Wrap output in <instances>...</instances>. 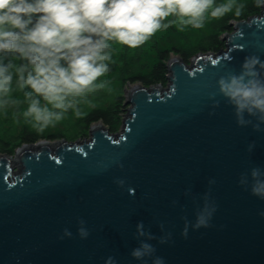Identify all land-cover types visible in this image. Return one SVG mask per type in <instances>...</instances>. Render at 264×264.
<instances>
[{
    "label": "water",
    "instance_id": "1",
    "mask_svg": "<svg viewBox=\"0 0 264 264\" xmlns=\"http://www.w3.org/2000/svg\"><path fill=\"white\" fill-rule=\"evenodd\" d=\"M247 17L231 20L217 53L194 52L187 64L173 49L165 87L140 79L126 88L120 132L103 114L89 139H42L0 154V264H105L109 256L142 264L130 255L141 221L156 237L172 234L166 244L148 241L165 264H264V200L238 183L252 167L264 169V125L238 126L232 106L216 95L214 107L212 98L219 77L239 72L247 55L264 61V6ZM209 189L212 227H189L185 238L181 217L195 223ZM80 219L87 239L77 234ZM65 228L72 236L61 239Z\"/></svg>",
    "mask_w": 264,
    "mask_h": 264
},
{
    "label": "clouds",
    "instance_id": "2",
    "mask_svg": "<svg viewBox=\"0 0 264 264\" xmlns=\"http://www.w3.org/2000/svg\"><path fill=\"white\" fill-rule=\"evenodd\" d=\"M254 4L264 6V0H254ZM245 8L241 0H0V111L22 116L27 125L42 134L69 112L79 115L81 98L105 86L106 82L97 81L111 70L113 43L138 48L162 27L178 24L199 29L204 27L206 16L215 20L228 14L239 17ZM168 17L174 19L169 21ZM216 83L213 106L220 103L216 95L223 97L232 106L238 126L262 131L264 61L247 55L239 72L230 70ZM254 147V142L249 144L248 151ZM114 182L125 186L123 179ZM215 182L208 181L209 185ZM238 183L264 200V169L252 167L240 174ZM128 191L134 193V189ZM210 192L204 193L202 205L195 210V223L181 217V235L185 238L189 227H212L217 205ZM189 194L186 190L185 195ZM85 223L83 219L78 221L81 239L90 235ZM159 227L164 232V224ZM65 236H72L67 228L60 238ZM171 237L170 232L156 237L141 221L136 225L139 245L130 255L142 264H148V258L151 264H165L148 241L166 244ZM105 264L117 261L109 256Z\"/></svg>",
    "mask_w": 264,
    "mask_h": 264
},
{
    "label": "trees",
    "instance_id": "3",
    "mask_svg": "<svg viewBox=\"0 0 264 264\" xmlns=\"http://www.w3.org/2000/svg\"><path fill=\"white\" fill-rule=\"evenodd\" d=\"M218 2H221V0H218ZM241 2L246 4L242 15L237 17L233 14H228L219 20L206 16V31L192 39L188 38L182 46L174 45L172 50L175 48L181 49L182 60L188 64L194 52L195 54L199 52L217 53L220 49H224L225 42L221 38V33L226 30L232 32L231 20L242 18L247 20V16L259 14L260 12L261 7H256L254 0H241ZM173 19L174 17H168L169 21ZM175 28L176 24H172L167 28L162 27L159 31L170 32L174 31ZM149 44L152 46L150 50L156 54L154 63H150L147 60ZM112 48L111 70L97 81L98 84L106 82L105 86L87 94L90 96L88 100L81 98L79 115L69 112L63 120L57 122L55 126L49 127L41 134L27 125L22 116H14L11 112L5 114V112L0 111V154L13 155L15 150L22 144L32 145L46 138H61L66 141L85 138L94 118L101 117L103 114L106 119L105 126L110 132H116L122 124L126 106L124 105V95L122 93H113L109 89L111 84H117L121 88L124 87L126 89L130 85L138 83L141 79L142 85L145 87L156 84H161L164 87L167 85L166 74L168 71L166 62L171 52L168 49H159L153 36L138 48H128L117 43H113ZM7 59L6 57L5 62H7ZM58 124L61 127H58ZM58 128L63 130L58 131Z\"/></svg>",
    "mask_w": 264,
    "mask_h": 264
},
{
    "label": "rangeland",
    "instance_id": "4",
    "mask_svg": "<svg viewBox=\"0 0 264 264\" xmlns=\"http://www.w3.org/2000/svg\"><path fill=\"white\" fill-rule=\"evenodd\" d=\"M207 21V20H206ZM204 31H206V27H205V23H204V27L203 28H192L191 26L188 27H184L181 28L178 24H176V28L174 31H170V32H162V31H157L153 37L155 38L156 42H157V46L159 49H168L169 52H171L172 47L174 45L176 46H182L186 40L188 38L192 39L194 37L199 36L201 33H203ZM150 48H152L151 44L148 45V49H147V60L150 61V63H154L156 60V54L150 50ZM171 54V53H170ZM191 60V59H190ZM109 89L113 92V93H122L124 95V87L121 88L119 85L117 84H111L109 86ZM90 98L89 95H86L85 97H83L82 99H86L88 100ZM58 124V127H61V125ZM63 129L58 128V131H62ZM121 131V125L119 126V128L117 129L116 133ZM83 139H89V135H87L85 138H79L77 140H71L70 142H76V141H82ZM43 140H49L50 142H57L60 141L61 138H56V139H43Z\"/></svg>",
    "mask_w": 264,
    "mask_h": 264
}]
</instances>
